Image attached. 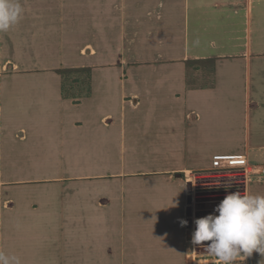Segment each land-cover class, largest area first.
<instances>
[{
  "label": "crops",
  "instance_id": "crops-1",
  "mask_svg": "<svg viewBox=\"0 0 264 264\" xmlns=\"http://www.w3.org/2000/svg\"><path fill=\"white\" fill-rule=\"evenodd\" d=\"M19 2L22 18L0 32V252L21 264H218L191 243L194 220L231 193L213 157L243 156L239 192L264 195V0ZM86 28L117 29L110 59L81 40ZM135 31L143 52L129 57L120 33ZM187 59L214 60L212 86H188ZM76 66L91 67V94L64 98L55 69ZM127 144L147 154L139 166ZM237 259L264 264L256 251Z\"/></svg>",
  "mask_w": 264,
  "mask_h": 264
},
{
  "label": "clouds",
  "instance_id": "clouds-1",
  "mask_svg": "<svg viewBox=\"0 0 264 264\" xmlns=\"http://www.w3.org/2000/svg\"><path fill=\"white\" fill-rule=\"evenodd\" d=\"M22 13L19 0H0V32L16 25ZM214 212L218 215L210 213L194 220L193 245L205 246L218 264H234L238 257L244 260L253 251L264 254V195L231 192L215 207ZM179 223L185 226L187 221L181 219ZM0 264L21 262L15 255L0 252Z\"/></svg>",
  "mask_w": 264,
  "mask_h": 264
},
{
  "label": "rangeland",
  "instance_id": "rangeland-1",
  "mask_svg": "<svg viewBox=\"0 0 264 264\" xmlns=\"http://www.w3.org/2000/svg\"><path fill=\"white\" fill-rule=\"evenodd\" d=\"M191 31H192V28H188V33L190 36H191ZM106 33H107V37L109 39H111L108 43H104L102 36H101V35L106 34ZM183 33H184V31L181 32V36ZM81 34L83 36L81 40H90V41H92L93 44H97L96 47L98 49L103 50L105 52L104 56L108 57V59H110V57L113 53L111 51H113L114 49H117V42H116L117 29L115 30V28H86V30ZM190 36H189V39H190ZM134 37H136V31L133 33H120V42H119L120 43V46H119L120 50H124L125 55H129V57L132 56L131 51L133 53L136 52L138 54L143 52V48L140 46V42L137 43L135 48L132 46V44L134 43L133 42ZM141 38H143L142 34H141ZM81 40L78 41L77 43H75V45H74V49H76V51L78 49V46L82 43ZM100 42H101V46H99ZM131 42H133V43H131ZM74 49L72 50V52H75ZM77 54H78V51H77ZM201 69L204 70L203 68H201ZM202 70L191 69L190 71L192 72V74L197 76L196 78H199L201 73H202ZM201 82L202 81L199 80L196 83L200 84ZM135 146H136V144L134 145V147H132L130 144H127L126 147L129 150H128V154L126 155V159L130 160V161L125 160V162L130 163V164H131V162H136L135 165L139 166V164H140L139 160L144 158V157H147V154H141L142 150H140L139 148H137ZM159 147H161V146H159L157 144H153L150 146V148H153V151H155V152L158 151ZM132 158H133V160H132ZM141 163L146 164V166L160 168V167L164 166L167 162L147 160L146 162L143 161ZM244 168H245V166H229V167L216 166V167H212L211 170L216 175V177H214L213 181L217 182L220 180L221 183H219V184L223 185V186L219 187V188L220 189L222 188L224 190V192L225 191L226 192H229V191L230 192H235V191L239 192V190H240L239 189V182L244 178V176H243V174L245 172ZM212 189H214V188H212ZM198 191H201V189H198Z\"/></svg>",
  "mask_w": 264,
  "mask_h": 264
},
{
  "label": "trees",
  "instance_id": "trees-1",
  "mask_svg": "<svg viewBox=\"0 0 264 264\" xmlns=\"http://www.w3.org/2000/svg\"><path fill=\"white\" fill-rule=\"evenodd\" d=\"M187 84L193 88H205L212 86L207 81V74L213 73L214 60L212 59H187L184 60ZM203 68L204 70H202ZM191 69L202 70L199 78H196ZM61 77V93L64 98L79 100L91 94V67H63L55 69ZM201 80L202 82L197 84Z\"/></svg>",
  "mask_w": 264,
  "mask_h": 264
},
{
  "label": "built area",
  "instance_id": "built-area-1",
  "mask_svg": "<svg viewBox=\"0 0 264 264\" xmlns=\"http://www.w3.org/2000/svg\"><path fill=\"white\" fill-rule=\"evenodd\" d=\"M213 167L245 166L246 161L239 155H216L212 159Z\"/></svg>",
  "mask_w": 264,
  "mask_h": 264
},
{
  "label": "water",
  "instance_id": "water-1",
  "mask_svg": "<svg viewBox=\"0 0 264 264\" xmlns=\"http://www.w3.org/2000/svg\"><path fill=\"white\" fill-rule=\"evenodd\" d=\"M191 190H192V187H191V183L190 182H187L186 183V191H187V195H186V203H187V206H186V209H185V213H186V221H187V224L185 225L186 226V238L187 239H190V235H191V226H192V221H191Z\"/></svg>",
  "mask_w": 264,
  "mask_h": 264
}]
</instances>
